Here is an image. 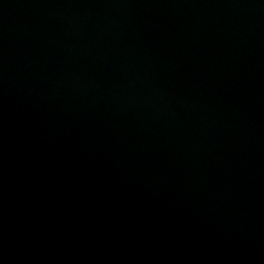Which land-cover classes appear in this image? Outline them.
<instances>
[{
    "label": "water",
    "instance_id": "1",
    "mask_svg": "<svg viewBox=\"0 0 264 264\" xmlns=\"http://www.w3.org/2000/svg\"><path fill=\"white\" fill-rule=\"evenodd\" d=\"M0 264H264V0H0Z\"/></svg>",
    "mask_w": 264,
    "mask_h": 264
}]
</instances>
